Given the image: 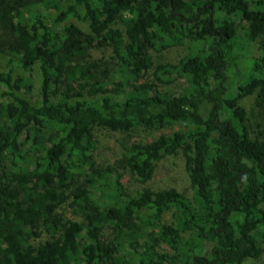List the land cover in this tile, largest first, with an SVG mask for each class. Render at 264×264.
Instances as JSON below:
<instances>
[{
  "label": "trees",
  "instance_id": "trees-1",
  "mask_svg": "<svg viewBox=\"0 0 264 264\" xmlns=\"http://www.w3.org/2000/svg\"><path fill=\"white\" fill-rule=\"evenodd\" d=\"M177 46L189 54L154 67L152 51ZM0 55V264L264 255V129L240 105L264 110V0H0ZM181 79L180 93L160 87ZM172 126L184 130L123 143L114 166L94 161L96 130ZM167 157L184 159L191 199L146 186Z\"/></svg>",
  "mask_w": 264,
  "mask_h": 264
},
{
  "label": "rangeland",
  "instance_id": "rangeland-1",
  "mask_svg": "<svg viewBox=\"0 0 264 264\" xmlns=\"http://www.w3.org/2000/svg\"><path fill=\"white\" fill-rule=\"evenodd\" d=\"M67 1V0H65ZM255 0H251V7H254ZM82 31L87 32L85 25H78ZM91 56L94 60H100L104 64L110 63L111 50L110 49H95L92 50ZM189 54L187 46L171 47L160 52H151L152 62L158 64H177ZM6 59L0 55V70L4 68ZM242 73H248V69L243 66L239 70ZM153 72V70H152ZM186 86V81L175 80L167 85H160L161 89L171 93H180ZM39 88V76L37 72L32 76V91L27 96L32 100L37 97ZM1 92V89H0ZM233 97L232 93H229ZM240 105L246 111V117L251 125L253 132L264 129V110L256 107L254 96H249L240 101ZM258 126L260 128L258 129ZM184 128L180 126L167 127L160 131L154 130H136L129 134H122L119 132H111L108 130H96L91 141V148L93 150V158L99 167L114 166L115 161L120 158L123 151L122 144L131 142H148L160 135H170L175 131H183ZM254 135V134H253ZM120 182L127 192L135 193L140 189L136 182L126 173L120 170ZM147 187L152 190L159 191L164 189H175L184 197L191 199L192 192L190 188V181L185 170L184 159L182 157H167L156 164V171L153 178L147 183ZM264 208V204L262 205ZM167 222L173 223L171 214L165 216ZM188 236H185V240ZM196 244V241L194 242ZM246 264H264V255L257 260H247Z\"/></svg>",
  "mask_w": 264,
  "mask_h": 264
}]
</instances>
